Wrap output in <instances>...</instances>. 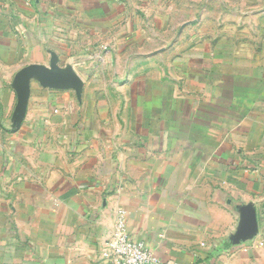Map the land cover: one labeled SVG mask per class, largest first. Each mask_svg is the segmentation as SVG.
Here are the masks:
<instances>
[{"label":"crops","instance_id":"1","mask_svg":"<svg viewBox=\"0 0 264 264\" xmlns=\"http://www.w3.org/2000/svg\"><path fill=\"white\" fill-rule=\"evenodd\" d=\"M117 208L264 264V0H0V264H114Z\"/></svg>","mask_w":264,"mask_h":264},{"label":"built area","instance_id":"2","mask_svg":"<svg viewBox=\"0 0 264 264\" xmlns=\"http://www.w3.org/2000/svg\"><path fill=\"white\" fill-rule=\"evenodd\" d=\"M103 245L104 259L114 264H170L152 253L142 241L133 239L127 233L126 214L120 208L115 211L111 233Z\"/></svg>","mask_w":264,"mask_h":264}]
</instances>
